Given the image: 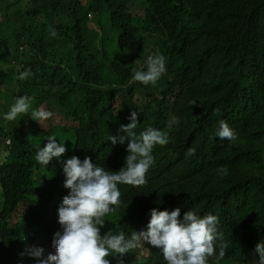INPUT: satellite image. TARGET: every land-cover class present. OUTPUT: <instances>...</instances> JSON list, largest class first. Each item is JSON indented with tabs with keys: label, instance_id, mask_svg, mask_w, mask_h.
<instances>
[{
	"label": "trees",
	"instance_id": "trees-1",
	"mask_svg": "<svg viewBox=\"0 0 264 264\" xmlns=\"http://www.w3.org/2000/svg\"><path fill=\"white\" fill-rule=\"evenodd\" d=\"M4 1L0 106L3 98L12 104L28 94L33 108L53 117L42 126L24 115L17 118L22 126L8 127L0 113V264H38L26 254L34 242L55 252L53 236L63 230L58 208L70 191L63 162L90 157L118 171L130 138L115 145L108 138L126 136L121 125L132 111L140 113L137 136L154 128L170 142L154 147L145 185H118L120 204L104 218L101 235L112 229L130 236L147 228L152 208L179 207L181 219L188 210L219 217L225 256L214 255L209 264L258 260L255 247L264 240V0H17L28 16L21 23ZM155 54L166 57V73L155 86L133 81V69ZM28 68L32 75L20 80ZM221 120L235 141L215 136ZM53 134L72 152L45 167L35 159L37 148ZM132 255L165 264L160 249L147 242L106 259L124 264Z\"/></svg>",
	"mask_w": 264,
	"mask_h": 264
},
{
	"label": "clouds",
	"instance_id": "clouds-1",
	"mask_svg": "<svg viewBox=\"0 0 264 264\" xmlns=\"http://www.w3.org/2000/svg\"><path fill=\"white\" fill-rule=\"evenodd\" d=\"M53 37L57 36L55 30ZM166 57L163 54L149 55L143 68H134L132 80L145 86H155L166 73ZM32 75L30 68L19 72L18 78L24 80ZM34 97L25 94L17 96L3 119L14 121L18 117L30 115L33 120L42 121L53 117V112L41 108H33ZM138 111H132L128 124L121 125L126 136H112L108 139L115 145L117 142L127 143L125 163L118 171H108L98 166L90 157L81 160L72 156L63 162L65 175L64 187L69 189L58 208V222L62 232L53 236L54 253L44 257V249L35 245L29 246L26 254L36 258L38 264H111L109 255L119 254L121 257L133 249L141 247L144 242L160 249L165 264H209V258L225 256V246L218 243L220 235L217 225L219 217L214 214L199 215L195 210H188L181 219V209L150 210L147 228H141L126 236L123 232L114 234L109 229L101 235L104 219L115 211L114 206L120 204L118 185L126 184L139 187L147 183L146 174L155 163L153 149L156 145H166L170 138L166 132L147 128L136 135L139 122ZM215 136L220 140L235 141L237 135L227 122L219 121ZM56 135L47 137V144L37 148L36 161L47 166L53 158L59 159L66 153L65 140L57 142ZM12 142V141H11ZM11 142H9L11 144ZM51 252V251H50ZM259 259L252 264H264V240L255 247ZM131 257L124 264H145L143 257ZM123 264V261H121Z\"/></svg>",
	"mask_w": 264,
	"mask_h": 264
},
{
	"label": "rangeland",
	"instance_id": "rangeland-1",
	"mask_svg": "<svg viewBox=\"0 0 264 264\" xmlns=\"http://www.w3.org/2000/svg\"><path fill=\"white\" fill-rule=\"evenodd\" d=\"M16 1L17 0H6V1H4V4H5L6 7H8L9 11L13 14L14 18L16 20H18L19 23H21L22 21L24 22V20H28V16L25 13V11L18 10V8H22L23 9V7L21 5H16ZM94 16H95V14L93 13V14L90 15V18L92 19ZM118 52H120V50H118ZM5 89H6L5 87H0V90H2V91L5 90ZM10 97H12L11 93H10ZM0 103H1V99H0ZM2 103H3V105L0 106V113L3 116V114L6 113L9 110L10 106L14 102L12 104H10L11 103L10 100H6V98H3L2 99ZM16 124L22 126L23 122H20L17 119L14 120V121H8V120L5 121V125L8 126V127H14ZM10 141H11V138H8L7 139V143L10 144L9 143ZM67 150L72 152V150H70L69 148ZM32 245H35V246H38V247H42L40 242L31 243L30 246H32ZM42 248L44 249V257H46L49 253H51L50 250H48V249H46L44 247H42ZM44 257H42V258H44Z\"/></svg>",
	"mask_w": 264,
	"mask_h": 264
},
{
	"label": "built area",
	"instance_id": "built-area-1",
	"mask_svg": "<svg viewBox=\"0 0 264 264\" xmlns=\"http://www.w3.org/2000/svg\"><path fill=\"white\" fill-rule=\"evenodd\" d=\"M11 142V141H10Z\"/></svg>",
	"mask_w": 264,
	"mask_h": 264
}]
</instances>
